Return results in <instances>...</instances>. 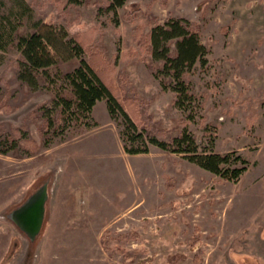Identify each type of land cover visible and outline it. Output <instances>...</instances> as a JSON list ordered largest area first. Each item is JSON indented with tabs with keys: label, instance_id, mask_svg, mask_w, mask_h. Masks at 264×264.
I'll list each match as a JSON object with an SVG mask.
<instances>
[{
	"label": "rangeland",
	"instance_id": "1",
	"mask_svg": "<svg viewBox=\"0 0 264 264\" xmlns=\"http://www.w3.org/2000/svg\"><path fill=\"white\" fill-rule=\"evenodd\" d=\"M23 2L0 0V21L15 25L0 48V264H264V0H125L116 11L108 0ZM176 16L209 50L186 75L192 109L175 105L141 43ZM50 28L98 48L164 139L188 130L248 169L228 180L151 143L128 153L106 99L91 126H64L54 100L72 96L63 77L79 59L50 66L37 87L19 78L18 37Z\"/></svg>",
	"mask_w": 264,
	"mask_h": 264
},
{
	"label": "trees",
	"instance_id": "2",
	"mask_svg": "<svg viewBox=\"0 0 264 264\" xmlns=\"http://www.w3.org/2000/svg\"><path fill=\"white\" fill-rule=\"evenodd\" d=\"M70 1L82 4L87 0ZM108 1L110 9L114 11L125 2ZM14 30L15 25L0 21V48H6L13 41ZM141 38L142 47L148 50L152 59L154 75L160 78L163 89H170L175 94L176 106L192 109L197 105L196 98L186 75L197 62L205 66L209 53L201 39L199 27L186 17H170L164 23H156ZM17 46L23 55L19 78L32 87L39 85V75L45 78L50 75V66L74 57L79 59V65L65 72L63 77L70 86L72 96L59 93L54 100L55 106L61 107L64 126H91L89 120L92 119L94 106L98 100L106 99L111 117L115 120L122 118L124 126L120 136L128 153L148 152L151 143L165 151L180 153L228 180H238L248 169L249 160L236 150L217 152L212 146L201 150L188 130L166 140L164 129L159 128L152 119L140 120L134 101L128 96L123 97L117 86L109 62L98 48L90 47L81 34L70 35L66 29L36 30L19 36ZM139 123L143 125L140 130Z\"/></svg>",
	"mask_w": 264,
	"mask_h": 264
},
{
	"label": "bare ground",
	"instance_id": "3",
	"mask_svg": "<svg viewBox=\"0 0 264 264\" xmlns=\"http://www.w3.org/2000/svg\"><path fill=\"white\" fill-rule=\"evenodd\" d=\"M26 222V221H25Z\"/></svg>",
	"mask_w": 264,
	"mask_h": 264
}]
</instances>
